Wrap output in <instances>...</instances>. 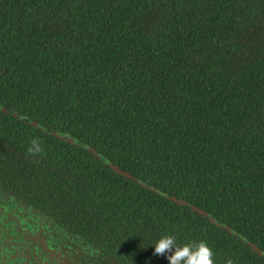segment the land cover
Segmentation results:
<instances>
[{"label": "trees", "instance_id": "1", "mask_svg": "<svg viewBox=\"0 0 264 264\" xmlns=\"http://www.w3.org/2000/svg\"><path fill=\"white\" fill-rule=\"evenodd\" d=\"M169 234L264 264V0H0V264Z\"/></svg>", "mask_w": 264, "mask_h": 264}, {"label": "clouds", "instance_id": "2", "mask_svg": "<svg viewBox=\"0 0 264 264\" xmlns=\"http://www.w3.org/2000/svg\"><path fill=\"white\" fill-rule=\"evenodd\" d=\"M30 155L43 152L39 138H33L27 149ZM154 255L166 256L169 264H214V253L207 241H190L183 245L177 243L174 235H164L155 244ZM226 264H235L228 259Z\"/></svg>", "mask_w": 264, "mask_h": 264}, {"label": "flooded vegetation", "instance_id": "3", "mask_svg": "<svg viewBox=\"0 0 264 264\" xmlns=\"http://www.w3.org/2000/svg\"><path fill=\"white\" fill-rule=\"evenodd\" d=\"M29 238L30 237H27L26 239L28 240ZM38 258L40 259L38 260L37 257L22 258L21 262L24 261L25 264H67V262L61 258L59 252L48 247L42 249ZM12 263L17 264V261L12 260Z\"/></svg>", "mask_w": 264, "mask_h": 264}, {"label": "water", "instance_id": "4", "mask_svg": "<svg viewBox=\"0 0 264 264\" xmlns=\"http://www.w3.org/2000/svg\"><path fill=\"white\" fill-rule=\"evenodd\" d=\"M111 167L113 168V169H115L116 171H118V172H120V173H123V174H125V175H128V173H125V172H123L122 170H120L117 166H115L114 164H111ZM173 199H176V198H173ZM178 202H182V200H180V199H176Z\"/></svg>", "mask_w": 264, "mask_h": 264}]
</instances>
